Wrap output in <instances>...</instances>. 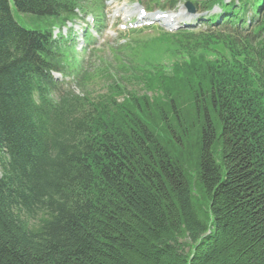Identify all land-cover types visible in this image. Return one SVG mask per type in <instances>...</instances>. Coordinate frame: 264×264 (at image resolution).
I'll list each match as a JSON object with an SVG mask.
<instances>
[{"label": "trees", "instance_id": "obj_1", "mask_svg": "<svg viewBox=\"0 0 264 264\" xmlns=\"http://www.w3.org/2000/svg\"><path fill=\"white\" fill-rule=\"evenodd\" d=\"M12 1L48 28L0 0V264H264V0L104 69L52 35L104 0Z\"/></svg>", "mask_w": 264, "mask_h": 264}, {"label": "rangeland", "instance_id": "obj_2", "mask_svg": "<svg viewBox=\"0 0 264 264\" xmlns=\"http://www.w3.org/2000/svg\"><path fill=\"white\" fill-rule=\"evenodd\" d=\"M106 1V19L105 26L106 32L104 34H97L96 30H92L96 42L94 45L86 48L85 53L81 51L82 48H78L79 54L88 59L89 50H96L97 54L93 57H90L91 64L100 65V60L102 61V66L100 68L104 69L106 65H113L116 67L114 61L113 53L114 49L117 47H125L128 44L134 43L135 41L145 40L149 37H154L156 32L155 28H162L167 32H174L181 25V22H184L181 18L177 20L178 24H170L165 21L154 22L152 20L140 21L141 13L138 11L139 8L134 0H105ZM10 8L13 18L20 26L25 29L38 31L46 30L48 23L46 20L39 19L35 15L24 14L17 10L12 0H10ZM195 21V19H193ZM170 24V25H168ZM143 27V28H142ZM143 30L138 31L134 35H128V31L131 29ZM148 28V29H144ZM77 31V29H75ZM124 33L126 36H124ZM77 36V33H73ZM94 41V40H93ZM83 44V43H82ZM83 54V55H82ZM138 61H144V57H140ZM110 72H113L111 70ZM74 87V86H73ZM76 93L81 94V89L76 88Z\"/></svg>", "mask_w": 264, "mask_h": 264}, {"label": "water", "instance_id": "obj_3", "mask_svg": "<svg viewBox=\"0 0 264 264\" xmlns=\"http://www.w3.org/2000/svg\"><path fill=\"white\" fill-rule=\"evenodd\" d=\"M188 7L190 8V11H192V12L194 11V9H193V8H191V6H190V5H188Z\"/></svg>", "mask_w": 264, "mask_h": 264}, {"label": "bare ground", "instance_id": "obj_4", "mask_svg": "<svg viewBox=\"0 0 264 264\" xmlns=\"http://www.w3.org/2000/svg\"><path fill=\"white\" fill-rule=\"evenodd\" d=\"M160 19H162V18L160 17Z\"/></svg>", "mask_w": 264, "mask_h": 264}]
</instances>
